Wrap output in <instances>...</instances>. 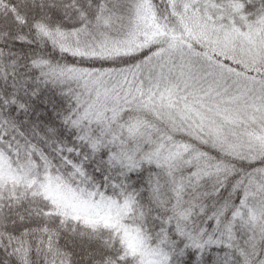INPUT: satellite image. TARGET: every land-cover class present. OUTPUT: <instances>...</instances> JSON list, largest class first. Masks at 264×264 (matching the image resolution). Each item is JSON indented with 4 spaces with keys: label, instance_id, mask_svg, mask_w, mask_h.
<instances>
[{
    "label": "snow or ice",
    "instance_id": "6c2138e0",
    "mask_svg": "<svg viewBox=\"0 0 264 264\" xmlns=\"http://www.w3.org/2000/svg\"><path fill=\"white\" fill-rule=\"evenodd\" d=\"M0 264H264V0H0Z\"/></svg>",
    "mask_w": 264,
    "mask_h": 264
}]
</instances>
